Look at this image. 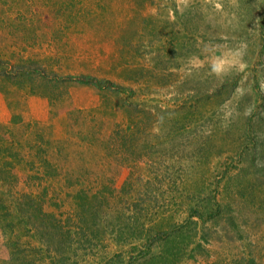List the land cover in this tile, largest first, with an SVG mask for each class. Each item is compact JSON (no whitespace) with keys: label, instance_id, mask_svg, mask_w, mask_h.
<instances>
[{"label":"rangeland","instance_id":"1","mask_svg":"<svg viewBox=\"0 0 264 264\" xmlns=\"http://www.w3.org/2000/svg\"><path fill=\"white\" fill-rule=\"evenodd\" d=\"M0 63V264H264V0H0Z\"/></svg>","mask_w":264,"mask_h":264},{"label":"trees","instance_id":"2","mask_svg":"<svg viewBox=\"0 0 264 264\" xmlns=\"http://www.w3.org/2000/svg\"><path fill=\"white\" fill-rule=\"evenodd\" d=\"M0 70H5L2 71L1 74L3 76H9L6 71L4 64L0 63ZM38 73H40L39 71H37ZM18 73V72H17ZM53 79H55L57 82L59 83H75V84H80V85H85V86H93L96 87L98 89H103V90H110L111 92L117 93V94H128V89L123 86L120 85L118 83L113 82L112 80H105V79H100L94 76H86V75H69L66 77H62V76H58L55 75L53 77ZM47 145H50V143L47 141ZM49 160V159H48ZM47 160V157L45 158V160L42 161V166H41V171L39 172L40 176H45L48 170V168H50L51 166L49 165ZM28 162H31L28 161ZM51 172V171H50ZM52 174V173H50ZM0 202H2V199L0 198ZM2 208H4L6 211H8L6 208L7 206L2 204ZM149 249H151V246L149 245Z\"/></svg>","mask_w":264,"mask_h":264},{"label":"clouds","instance_id":"3","mask_svg":"<svg viewBox=\"0 0 264 264\" xmlns=\"http://www.w3.org/2000/svg\"><path fill=\"white\" fill-rule=\"evenodd\" d=\"M213 70H215V69L213 68Z\"/></svg>","mask_w":264,"mask_h":264}]
</instances>
